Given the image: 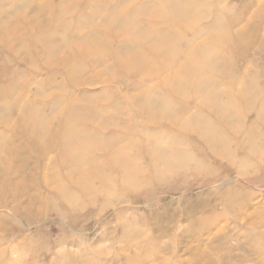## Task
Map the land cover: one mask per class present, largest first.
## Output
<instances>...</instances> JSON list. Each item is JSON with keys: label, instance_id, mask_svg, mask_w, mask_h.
<instances>
[{"label": "rangeland", "instance_id": "374dc122", "mask_svg": "<svg viewBox=\"0 0 264 264\" xmlns=\"http://www.w3.org/2000/svg\"><path fill=\"white\" fill-rule=\"evenodd\" d=\"M101 1L0 0V264H264V151L261 143L250 148L252 139L264 137V120L243 102L230 108L240 113L233 122L228 118L225 130V119L214 114L227 137L228 154L219 156L191 126L200 124L193 117L197 98L185 110L150 113L161 107L149 102L166 97L161 78L177 68L123 67L128 38L120 28L107 31L102 16H85L108 1L126 13L123 22L134 25L135 36L157 23L143 44L146 61L169 26L195 43L217 39L214 55L223 67L220 57H226L230 79L212 72V86L233 92V103L249 77L264 89V0H180L173 7L182 13L167 17L158 13L160 0ZM195 18L206 29L194 36L185 23ZM241 31L244 42L236 37ZM86 42L93 43L79 54L77 46ZM68 65L78 69L70 74ZM30 106L43 121L28 119ZM64 121L88 134L76 144L98 133V151L90 154L96 163H63L55 136ZM119 122L128 131L178 134L187 143L180 151L191 158H176L184 165L173 170L172 163L156 176L145 151L128 150L138 163L119 168L125 162L101 147L109 134L127 132ZM125 136L113 151L126 144ZM81 173L100 176L85 174L87 192L75 180ZM127 174L137 183L123 180ZM62 187L71 201L60 196Z\"/></svg>", "mask_w": 264, "mask_h": 264}, {"label": "bare ground", "instance_id": "6f19581e", "mask_svg": "<svg viewBox=\"0 0 264 264\" xmlns=\"http://www.w3.org/2000/svg\"><path fill=\"white\" fill-rule=\"evenodd\" d=\"M96 1V0H93ZM180 0H160V10L158 13H162V15L165 17L167 16H178V14L182 13V10L175 9L173 7V4L179 3ZM101 5H104V0L101 1ZM96 4V3H95ZM90 5V4H89ZM115 5V4H114ZM105 7L102 10H95L98 7H96L93 11L87 10V14L85 15L87 18L92 19L95 15L102 16L104 18V21L106 24L103 22V25L107 31H109V28L111 30L113 28L118 29L120 28L119 33H123L121 37H127L128 40L126 39L125 42H127L128 45V50H129V55H125L123 57L122 62L120 64L123 65V67H127L129 65H134L137 66V68L141 69H147L148 67H151L152 65L155 66L156 72H160L159 70L163 66H171L173 65L175 71L172 74H168L167 76H163L161 78L162 82H166L165 84V94L166 97L163 99H156L155 102H149L150 106L151 104H157L160 105L161 109L159 112L151 111V115L154 117L163 115L167 110L172 111V107L174 108L177 106L182 110V108L187 109V104L186 102H189L192 100V98H197V101L199 100V105L196 107V111L194 112L195 119L197 120V123L200 124L198 125H191L192 128H196V132L201 139L205 140L207 145L214 150L219 156L228 154L227 147H226V142H227V137L225 133L223 134L221 130V126L219 123L215 120L212 119V116L220 115L223 119H225L226 125L223 127L224 130L227 128V125L230 124L228 118L230 121L233 122L231 118L233 116H239L240 110H237L238 112H234L232 114L231 107L236 108L239 106V102H243L246 105V108L250 109H255V115L257 118V121L259 120H264V89L259 86L258 81L252 78H247L245 81H242L240 89L236 92L238 96H235V100L237 98H240L238 102H229L230 99L229 96L233 94V92H228L229 90H220L219 88H215L212 86L214 84V79H213V74L211 75L212 72H216L220 75H222L221 79L224 78L225 82L229 81L230 79V74L228 68L229 63L226 62V57H220L224 59V67L220 63V61L216 60V56L214 55L217 49L215 50L214 44L216 42L217 44V39L215 41L214 38H207L203 39L200 43H195L192 42L191 40H186L182 39L180 36L176 35L178 33H175L172 31V27L169 26L166 32L161 33L162 35L160 37L164 38V41L161 43H154L152 47V52H153V59H150L148 61L144 60L145 56L143 54V44H146L148 41L147 38L154 33V29H159L157 26V23L152 25V30L149 32L147 31L146 33H143L142 35H133V31H135L134 25L129 22H123L126 19L124 16L126 15L125 12H122L121 10L119 11H114L111 9V6L109 2L107 1L104 5ZM187 8L191 13L193 14L194 12V6L193 4H188ZM83 7L81 8V10ZM262 10V9H261ZM80 14V13H79ZM78 14V20L82 21L81 19L83 18V12L81 14ZM119 17H122L119 19ZM184 20V18H182ZM189 19V18H187ZM120 20V22L118 21ZM191 20V19H190ZM187 20L185 23L187 28H189V32L194 33V36L197 35L196 33L202 34L203 31L205 32V27L201 26L200 20L198 18L193 19L192 21ZM118 21L119 23H117ZM152 22V21H151ZM152 24V23H151ZM167 24V23H166ZM216 25V24H215ZM114 30V29H113ZM119 30V29H118ZM159 33V32H156ZM173 33V34H172ZM237 39L239 42H244V39L247 37L243 31L238 32L236 35ZM93 43V42H91ZM91 43L86 42L83 43L81 46H77L78 49L76 50L79 54L82 53V51L86 50L85 48L82 47H87L89 48L91 46ZM247 43V41H246ZM80 47V48H79ZM87 52V51H85ZM88 54V53H87ZM181 56V58H180ZM214 56L213 58H211ZM181 59V60H179ZM218 61V62H217ZM156 63V65L154 63ZM163 64H162V63ZM129 63V65L127 64ZM176 64H179L180 68L177 67ZM231 64V63H230ZM159 67V68H158ZM221 67L220 69H218ZM68 72L70 74H73L78 68L68 65L67 66ZM220 79V78H219ZM220 81H223L221 80ZM225 84V83H224ZM227 85L231 86L230 84L226 83ZM210 85L212 87H210ZM228 88V87H227ZM222 98H226L225 101H218L214 102L213 99L216 95H221ZM223 92V93H222ZM262 94V96H261ZM71 95V94H70ZM176 95V96H175ZM89 97V96H88ZM101 97V96H100ZM181 98L185 99V104L179 102L175 98ZM74 99V98H73ZM116 103V102H115ZM123 106V105H122ZM68 107V106H67ZM79 107V105H78ZM88 107V106H86ZM147 107V106H146ZM146 107H143L147 109ZM149 109V108H148ZM147 109V110H148ZM207 111H206V110ZM70 110V109H69ZM205 110V111H204ZM30 111V116L28 119L37 122L43 121L44 118L41 114L40 111H36V109L32 106L29 107ZM209 111V112H208ZM164 112V113H163ZM85 113V112H84ZM95 113V112H94ZM28 120L29 122H31ZM222 120V119H221ZM169 122H172L169 120ZM224 122V123H225ZM179 123V122H178ZM192 122H190L191 124ZM176 127L180 128L182 127L181 130L186 128V125H177L174 122H172ZM119 126H124L127 129V132L124 133V135L121 134H116L110 135L103 138V142L101 140V136L99 135L98 137V144L100 141L102 142L101 147L115 152V158L120 159L121 165H119V168H124L125 166L123 165H135L138 163L136 160L137 157H133L132 153H128V150H136L138 154H141L142 152L145 151L147 153V156L150 159L151 167L155 171V175L157 176L161 169L170 167L172 166L173 163V170L175 167L178 165H184V163L177 161L176 158H183L180 160H184L185 157L191 158L190 153L188 152H183L180 151L182 149V146H186L187 143L184 141V139L180 138L178 134H175L170 136L171 138H166V135H162V133L167 132V131H156V133H151L147 134L146 132H139L136 130H131L128 131L129 128H127V123L125 122H119ZM47 126V125H46ZM42 127V126H41ZM45 127V126H44ZM39 128V126H38ZM75 127L71 124V122L64 121L62 122L61 125L58 126L57 128V133H56V142L60 145L63 146L62 151H63V157L65 159V162L63 163H73V164H83V163H96V159H92L90 154L93 152L95 153L98 147L96 145H93V142H95V136L98 135V133L92 132L90 135V140L89 139L82 141L81 143H77L76 141L78 140L79 137L88 135L81 129H77L76 131L73 130ZM47 129V128H46ZM193 131V130H192ZM40 132V131H39ZM169 132V131H168ZM94 133V134H93ZM128 133L127 139L128 141L126 142L125 145L119 146L113 151L114 144L117 142L116 139L122 141L125 140V135ZM94 136V137H93ZM84 136L83 138H85ZM145 139V143L141 146L138 145L137 140L139 139ZM250 140L252 139L251 137L249 138ZM94 140V141H93ZM250 143V148L255 149L256 146H258V143H261L263 145L262 151H264V137L262 138H257L252 139ZM144 142V141H143ZM161 148L163 150H159L158 148ZM166 148V149H165ZM95 150V151H94ZM102 151H105L104 149ZM132 152V151H131ZM263 153V152H262ZM3 155V154H2ZM146 155V154H145ZM13 156V155H12ZM114 160V159H113ZM173 160V162L171 161ZM117 162L116 160H114ZM181 167V166H179ZM88 175L89 173H81V174H76L75 180L81 188H83V191H86L88 186H87V180L85 179V176ZM89 178L93 177V174L88 175ZM134 174H127V176L123 179L126 182L129 181L137 183L136 177H134ZM95 178H99L98 174L94 176ZM106 177V176H105ZM88 178V177H87ZM107 178V177H106ZM107 181V179H106ZM89 183V182H88ZM60 191V196L62 198L71 201L73 199L72 193L66 192V190L62 187ZM87 192V191H86Z\"/></svg>", "mask_w": 264, "mask_h": 264}]
</instances>
